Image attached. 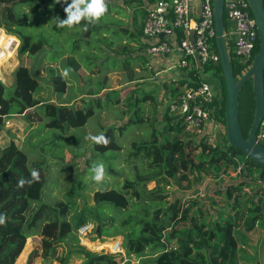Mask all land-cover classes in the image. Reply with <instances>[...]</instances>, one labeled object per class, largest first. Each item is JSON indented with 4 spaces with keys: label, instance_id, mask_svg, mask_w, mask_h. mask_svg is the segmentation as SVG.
I'll list each match as a JSON object with an SVG mask.
<instances>
[{
    "label": "trees",
    "instance_id": "16d2710c",
    "mask_svg": "<svg viewBox=\"0 0 264 264\" xmlns=\"http://www.w3.org/2000/svg\"><path fill=\"white\" fill-rule=\"evenodd\" d=\"M261 1L264 7V0ZM106 2L107 13L84 31V21L71 29L57 27L56 17L66 18L63 0L59 4L54 0H0V28L5 35L18 40V56L41 57L46 47L50 64L64 57L59 61L61 72L71 69L62 78L61 72L47 68L46 80L56 98L66 94L70 78H75L79 85L76 94L67 97H73L71 102L42 103L37 97L41 84L36 74L26 65H17L11 73L10 85L0 81V130L6 119L22 115L45 122L44 126L50 130L66 132L83 126L96 112L115 108L120 111V122L108 126L103 133L110 141L108 146L92 142L99 154H111L122 149L114 131L121 134L128 126L136 125L121 153L124 163L121 179L110 187L93 191L94 205L84 206L70 219L66 217L74 202L70 189L66 190L64 200H42L47 163L40 158L29 162L25 151L12 140L0 148V213L7 216L5 224L0 225V264H14L26 238L34 234L39 236L40 250L33 254L42 260L68 264L71 257H77L79 264H120L123 261L120 252H95L79 244L77 228L88 222L94 224L100 244L107 242L101 237L102 230L113 227L117 231L114 235H121L118 244L124 256L149 252L153 264H244L242 261L252 260L240 256L239 244H250L246 232L256 228L264 232V165L230 146L224 129L209 141L206 135L186 129L180 117L169 113L168 104L177 98L182 80H145L149 74L144 65L146 42L141 28L147 15L146 2ZM222 19L224 30L229 29L224 16ZM107 62L127 71L115 88L105 84ZM229 63L235 77L241 65L230 52ZM81 69L91 75L100 73L102 80L93 85L88 80L82 82L77 73ZM207 80L222 87L213 114L224 128L225 88L219 63ZM146 82L154 83L144 91ZM155 83L161 90L158 100ZM237 102L239 127L245 137L254 105L250 82L238 91ZM51 143V149L55 148L52 154L58 152L59 145L53 139ZM46 147L47 144H39L38 153L42 154ZM72 150H78L77 144ZM31 169L39 171V182L18 187L19 179H30ZM228 171L234 175L229 176ZM115 173L118 174L116 170ZM224 175L230 178L228 182ZM218 179L222 181L219 185ZM148 183L153 185L147 187ZM210 183L213 187L208 189L206 185ZM172 185L178 189L176 192L169 190ZM198 187L202 189L200 193ZM105 208L112 215L103 216L100 211ZM120 215L122 219L113 225ZM61 243L65 250L58 253L56 245Z\"/></svg>",
    "mask_w": 264,
    "mask_h": 264
},
{
    "label": "rangeland",
    "instance_id": "374dc122",
    "mask_svg": "<svg viewBox=\"0 0 264 264\" xmlns=\"http://www.w3.org/2000/svg\"><path fill=\"white\" fill-rule=\"evenodd\" d=\"M82 23L80 24V26L82 25ZM227 23L231 26L229 22ZM84 24L85 23H83V25ZM0 30V54H2L0 55V81L3 84H5L6 86L10 85L12 82L11 73L13 69L17 65L23 64L32 69V71L36 74V78L41 84L37 97L40 98L42 103H63L68 101L71 102L73 100V97H70V99L67 97L70 95H75L77 90L79 89V85L75 78H70L69 80H67L68 82L66 85L68 89L65 91L66 94L59 95L57 98L52 90V86H50L48 81L46 80L47 78H49V72L47 70L48 67H51L57 72H61L62 66L60 65L61 63L59 64V61L60 59H64V57L60 58L58 62H54L53 65L50 64L52 62L46 57V47L44 48V50H42L41 57L37 55L30 57L18 56L16 53V47L18 45L17 39L16 46H14L11 51H1L2 46L5 47V42L8 39H11L13 41L15 40L7 37L3 29L0 28ZM209 42L212 44L213 41L209 40ZM106 65L107 66L104 68L106 77L105 84L109 87L115 88L117 87L118 82L123 81L127 71H123L117 64L116 66H112L107 62ZM215 65L216 64H206L204 66L205 73L211 78ZM77 73L82 79V82L88 80V82L92 85L95 82L102 80L100 73L91 75L87 72H84L82 69L78 70ZM148 74L149 78L147 76V78L145 79L146 81L155 80L157 82H162L156 80L155 78L151 79L149 72ZM146 83L148 85L146 86L144 91L150 89L153 86L152 84L154 82H152V84L148 82ZM213 84L216 89L219 87V85H216L214 81ZM155 86L158 87V89L154 93L158 100L161 90L156 83ZM120 93L121 96H123V92L121 91ZM164 105L165 99L162 100V103L159 105V107ZM161 109L162 108L160 107V111ZM119 114L120 111L116 110L115 108L114 110L105 109L101 112H96V114L93 117L89 118L83 126L77 129L71 128L66 132H61L60 130L56 129L50 130L44 126L45 122L39 121V119L36 120L25 118L22 115L13 116L6 119L1 126L0 148L6 145L9 140H12L18 145L20 149L25 151L29 162L40 158L44 161V163H47L45 170L46 184L43 188L42 200L49 202H53L55 200H64L65 197H67L66 190L70 189L73 193L72 200H74L72 208L66 215V217L70 219L74 214L79 213L84 208V206L91 208L94 205V202L91 198L93 191L103 187H110L114 185L116 181L121 179L124 167L123 157L121 156V153L123 151V148L131 140L130 136L133 133V128H135L136 125L128 126L126 130L121 134H118L116 131H114L113 135L116 139V142L121 145L122 149L120 151H112L111 154H108L106 152L99 154V152L93 148L92 141L88 139L89 136H96L104 133L108 126H117L120 122ZM124 118L125 117H123V119ZM37 134L39 136L34 137ZM138 134H140V132H138ZM214 137H212L210 141H212ZM51 139H53L56 145H59L58 152L53 154L52 151L55 148L51 149L53 146V143H51ZM39 144H47V149L42 154L38 153ZM76 144L78 146V150L73 151L72 149L76 148ZM107 154L109 155L108 157L106 156ZM94 163H103L106 169L105 180L99 184L95 183L91 179L92 173L90 172V169ZM115 170L118 172V174L115 173ZM228 172L229 176L234 175L233 171ZM224 179L225 182H228L230 180L227 175H224ZM219 180L220 179H218V181L216 182L217 184L222 183V181ZM182 184H184V182H182ZM152 185L153 183H148L147 187H151ZM206 186H208V189H211L213 187L212 183ZM202 187H204V185H202ZM198 189H201V187H198ZM169 190L171 192H176L178 189H175V187L172 185L169 187ZM184 192L189 194L192 191ZM100 213L103 216L112 215L111 211L106 208L101 210ZM122 217L123 215L117 217V219L113 221V225L118 224ZM86 224L90 226V231L87 232L85 236H79L77 233H75V235L79 238V244L90 251L114 253L115 248L113 244L121 241L120 234L114 235L115 232H117L116 229L111 227L106 230H102L103 234L101 237L107 242L100 244V238H97L94 232V224L91 222H88ZM259 231L261 230L257 229L254 232H246L245 236L250 243L249 245L241 246L239 244L240 256L252 258V260L242 261L244 262V264H256L257 262H259V264H263L262 258L264 252V239L262 236L264 235V232L262 231L261 234ZM85 242H87L86 245L84 244ZM104 244H107L108 247H105ZM39 250V236L35 234L29 235L25 240L22 253L18 255L14 264H59V260L45 261L42 260L38 254H33V251L39 253ZM64 250L65 245L63 243L56 245V251L58 253H62L64 252ZM121 251L122 252L120 253L123 255V261L120 264H153V255L149 252H146L139 256L126 257L124 256L122 248ZM79 263L80 259L77 257H71L68 262V264Z\"/></svg>",
    "mask_w": 264,
    "mask_h": 264
},
{
    "label": "built area",
    "instance_id": "2783aa9c",
    "mask_svg": "<svg viewBox=\"0 0 264 264\" xmlns=\"http://www.w3.org/2000/svg\"><path fill=\"white\" fill-rule=\"evenodd\" d=\"M147 15L141 32L145 38V67L151 79L182 80L179 93L168 111L180 117L185 128L210 141L223 132L214 116L219 93L207 80L206 64L218 63L214 44L212 0H144ZM231 26L223 38L231 56L241 65L239 76L250 65L257 51L255 23L245 0H223L222 17ZM12 38L11 36H7ZM212 40V44L209 42ZM17 41L8 39L1 51L12 50ZM215 135V136H216ZM255 139L264 146V112L255 130ZM199 189L197 193H200ZM90 231L87 224L77 228L79 236ZM114 253L122 252L116 242Z\"/></svg>",
    "mask_w": 264,
    "mask_h": 264
},
{
    "label": "water",
    "instance_id": "95a60500",
    "mask_svg": "<svg viewBox=\"0 0 264 264\" xmlns=\"http://www.w3.org/2000/svg\"><path fill=\"white\" fill-rule=\"evenodd\" d=\"M255 23L258 47L253 54L251 63L238 77H233L229 58L224 43L223 32V0H212V20L215 50L225 88L224 100V134L230 146L238 148L243 155L264 165V146L255 139V130L264 112V7L261 0H245ZM250 82L253 94L252 120L244 137L238 122V91ZM256 264H259L257 262Z\"/></svg>",
    "mask_w": 264,
    "mask_h": 264
},
{
    "label": "clouds",
    "instance_id": "9594fccd",
    "mask_svg": "<svg viewBox=\"0 0 264 264\" xmlns=\"http://www.w3.org/2000/svg\"><path fill=\"white\" fill-rule=\"evenodd\" d=\"M54 3L59 4L61 3V0H54ZM63 4L66 5L63 8L66 18L60 19L58 16L56 17L57 27L60 28L68 27L71 29L73 26L80 25L81 22L84 21L85 24L83 30L87 31V25L98 23L108 11L106 0H71L70 3H68V0H63ZM70 71L71 69L69 68L63 69L61 77L66 78ZM88 139H90L94 144L102 145L105 148L110 143L109 139L103 133L96 136H89ZM90 172L92 173L91 179L95 183L99 184L105 180L106 169L103 163H94ZM39 180V171L31 169L30 179L21 178L18 180L17 185L18 187H24L25 184L31 186V184L39 182ZM6 219V214L0 213V225H4Z\"/></svg>",
    "mask_w": 264,
    "mask_h": 264
},
{
    "label": "flooded vegetation",
    "instance_id": "af4514ba",
    "mask_svg": "<svg viewBox=\"0 0 264 264\" xmlns=\"http://www.w3.org/2000/svg\"><path fill=\"white\" fill-rule=\"evenodd\" d=\"M219 83V82H218ZM220 85V84H219ZM217 90H218V93H220L221 91H222V87H221V85L217 88Z\"/></svg>",
    "mask_w": 264,
    "mask_h": 264
},
{
    "label": "crops",
    "instance_id": "0c3cea01",
    "mask_svg": "<svg viewBox=\"0 0 264 264\" xmlns=\"http://www.w3.org/2000/svg\"><path fill=\"white\" fill-rule=\"evenodd\" d=\"M256 230H257V229H256ZM254 231H255V230H254ZM254 231H253V232H254ZM259 232L262 234V232H261V231H259Z\"/></svg>",
    "mask_w": 264,
    "mask_h": 264
}]
</instances>
